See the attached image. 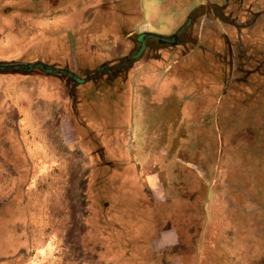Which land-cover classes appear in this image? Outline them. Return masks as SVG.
Wrapping results in <instances>:
<instances>
[{"label": "rangeland", "instance_id": "obj_1", "mask_svg": "<svg viewBox=\"0 0 264 264\" xmlns=\"http://www.w3.org/2000/svg\"><path fill=\"white\" fill-rule=\"evenodd\" d=\"M63 1L54 0V8L48 17L36 19L37 21H32V24L47 21L52 25H58L62 20V13L58 12V9L73 8L78 4V1H73L72 4H63ZM211 1L220 3V0ZM243 1L244 7H237L233 12L222 15L225 21L238 24L237 31L243 34L242 50H239L237 55L244 57V70L264 71V12L252 14L250 11L251 6L254 12L264 9V0ZM184 3L185 0H116V4L111 8L113 22L105 24L104 29L98 31V25L89 22L94 19L91 15L87 24L72 32L79 39L84 30H90L92 34L88 48L91 50L86 52L85 58L83 59L82 54H78L79 57L74 55L76 62L79 59L77 64L81 79L76 86L75 97L81 98L79 105L86 114H89V121H97L107 126L105 133L109 135L107 134L105 140L85 139L83 136L76 140L69 123L51 121L49 120L51 116H43L42 121H31L29 116L33 113L32 106L29 105L28 109V105L17 103L16 101L20 99L17 97L14 99L17 103L15 106L20 109L15 110L11 105L5 115L7 106H3L6 99L3 89L6 83L0 80V118L7 116L11 119L1 121L0 125V133L10 136V139L0 138V148L7 151L0 153V165L8 162L7 155L21 156L24 150L30 157L31 164L30 172L25 176L27 177L25 187L30 203L27 247L23 252L0 261V264H115L112 261L115 255L111 252L112 248L116 242L128 238L124 237V233L131 235L140 228L138 210L144 209L143 201L150 204L153 201H160L166 204L176 198L183 203L182 214L189 217L191 225L196 226L195 228L202 223L200 229H217L224 234L229 233L227 240L218 239L219 247L214 254L211 253L212 249L207 246L206 250V246L201 243L205 237L204 233L202 236L198 235L196 264H264V122L256 121L257 117L264 116V106L249 101L246 103V109H235L232 121H229L231 141L225 140L224 136L222 145L213 135L214 131L210 128L212 121L208 119L201 122L195 119L187 121L190 123L189 126L186 125L184 132V138L187 139L184 146L177 132L186 122L182 119L186 109L183 101L194 106L201 100L202 95L207 93L213 95L214 91H217L218 82L211 74L219 69L217 68L219 56L216 59L215 55L225 52L223 50L225 41L218 39L229 35L231 25L217 23V33L221 36L209 41L207 40L213 34L208 29L201 30V44L181 60L174 61L182 53L179 50L182 47L178 46L176 56L169 61L170 69L174 73H169L159 82L158 76L153 73L154 83L146 88L144 86L141 89L137 84L140 81L146 83L142 75L161 65L163 60L158 59L160 54L167 53V46L155 47L160 54L151 61L152 51L155 50L152 47L154 41H148L140 59L129 65L119 66L124 58L136 53L137 50L136 45L131 47L126 44L122 37L123 31L134 30V34L145 31L153 34L155 38L156 36L171 38L170 36L184 25L188 17ZM131 9L133 12L129 15L128 10ZM196 18L203 19L200 15ZM242 25L247 26V30H238ZM32 33L30 30L29 36ZM179 35L180 30L175 36L178 38ZM6 40L5 35L1 37L0 46L3 48L8 46L9 51L24 47L22 44L10 47ZM46 42L51 43L54 40L50 37L32 40L26 46L24 56L17 57L13 62H41L60 69L65 64L63 60L56 62L49 59L47 63L36 60V54L33 53L41 52L46 59L48 56L53 59L56 57L55 54L59 51L56 43L48 46L44 45ZM205 50H209L210 53H205ZM62 51L64 53L63 49ZM237 63L239 61L235 62ZM100 66L102 67L97 72ZM224 71L226 74V68ZM11 74L14 75L13 78H16L17 74L23 75L25 87L33 92L38 87H47L46 80L35 78L38 80L36 81L33 75L49 77L51 81L58 80L54 83L64 86L66 81L62 74L46 73L40 69L26 73L18 70L0 72V75ZM85 79L88 80L84 81ZM123 81L127 84L124 85ZM183 85L189 89L188 92H191L193 97L184 93ZM204 86L210 91L205 90ZM25 87L11 85L7 90L14 94L16 89ZM74 91L72 94H75ZM7 97L10 101V97L8 95ZM62 113L60 107V113L56 112L53 116L60 119ZM18 117L19 121H16ZM72 117L74 118L73 114ZM121 120L127 122L126 127L130 133L125 142L112 140L116 133L108 131L110 126ZM145 121L151 135L155 130H159L161 135L164 134L159 141L156 139L158 134L151 140L145 142L140 140L139 125ZM79 123L80 121H75V125ZM199 123L202 124L201 130L197 126ZM18 134L19 142L16 140ZM65 134L69 136L70 141H64V137H67ZM249 138L255 141H249ZM231 144L233 147L229 148ZM119 145L124 146V150L132 152L130 158H115V153H112L117 151ZM229 150L233 152L230 160L227 156ZM194 152H202L205 155L204 160L207 162L205 166L200 165ZM156 154L166 157L158 161L153 157ZM211 155L213 158L210 160ZM179 157L186 162L192 161L190 167L193 169L201 167L198 169L202 175L201 181L199 180L202 188L196 187L193 181L185 183L177 177L179 175L182 177L185 172L189 173L187 169L178 167L181 165ZM119 162L132 165L131 171L126 173L128 177L122 168L129 165ZM169 163L174 165L172 170L174 175L177 174L176 177L170 178V175L160 171L159 175L154 176L159 191L156 196L144 190L140 169L150 167L161 170L165 167L167 170ZM231 168L235 171L232 172ZM16 185L17 176H14L13 172L0 170V196L2 187L5 189ZM182 185L187 186V189L182 188ZM95 204L98 205V209L100 205L99 215L98 210L93 207ZM170 213L177 214L179 211ZM92 214H95V217ZM194 215L196 218L192 219ZM244 240L247 241L246 247L243 246ZM127 251L128 249L121 254L124 260L118 264H142V261H138L137 254L131 249L130 254H127Z\"/></svg>", "mask_w": 264, "mask_h": 264}, {"label": "flooded vegetation", "instance_id": "obj_2", "mask_svg": "<svg viewBox=\"0 0 264 264\" xmlns=\"http://www.w3.org/2000/svg\"><path fill=\"white\" fill-rule=\"evenodd\" d=\"M75 1L77 0H74V2ZM87 2L91 3L92 5L90 7L84 8L83 11H80L81 14H76L77 17L79 18L81 17L80 20H85L84 21L85 24L88 23L87 21L90 19L91 15H93L94 19H92V21H89V22H92V24L94 25L97 24L99 27L98 31L104 29L105 24L113 22V20L111 19V13L113 9L111 8L114 4H116V0H87ZM244 4L245 2L243 0H220V3H215L214 1H211V0H185L184 10L186 11L187 13L186 15L188 17L184 25H182V27L179 29L180 35L178 36L177 40L172 44L161 43L157 38L151 36L153 34L145 32V31L138 32V33L135 32V34H134V30H130L128 32L123 31L122 37L124 41L126 42V44L131 47L136 45L137 50H136V53L124 58L119 65L120 67H122L123 64L129 65L137 61L138 59H140V57L143 55L147 47L148 41H154V45H152L153 48L159 45L168 47V51L166 54H160L159 51L157 50L158 47L152 51L151 61L153 59L155 60V57L157 54H160V57L158 60H163V61H161V65L158 66L156 69L154 68L152 69V71H147L142 75L143 80H146L147 82L144 83L143 81H140L138 82L137 87H140L141 89H143L144 86L146 88V86H151L154 83V80H153L154 74L158 76V79H159L158 82H159L162 79H164L169 73L172 72L170 69L171 65L169 64V61L172 57L176 56L175 52H177L176 49L178 46L182 47L181 49H179L182 53L180 54V56H177L178 58L174 59V61L181 60L183 57L187 56L192 51H194L196 46H199L201 44V35H202L201 30L208 29L210 33L213 34L207 40L209 41L213 38L217 39L221 36V35L219 36V33H217V30H218L217 23H224L226 25H231L229 26L231 32L228 33L229 34L227 36L228 38L225 36L224 37L221 36V38L218 39V40L225 41L223 44L224 46L223 50L225 51L224 52L225 54L219 53V55H215L216 59H218V56H219V64L217 65V68L219 67V69L216 70L214 74L212 72L211 76L212 77L214 76L215 81L218 82L216 85L218 87L217 91H214L213 95H208L211 93L202 95L201 100L195 103L194 106L191 104H188L186 101H183V104L184 106H186V109L183 112L185 117L183 116L182 119L183 121H186V122L184 123L183 127H181L177 131L180 134V137H179L180 141H183L182 146L186 145V140H187L184 138V132L186 129V125L189 126V123L193 121L194 119L195 121H199V122L207 121V119L208 121H212L210 128L214 131L213 135L216 137L217 140H219V142L222 145L224 136H225V140L231 141V133L229 132V129H230L229 121H232L233 114L235 113V109H239V110L246 109V105L248 104L247 102L249 101L252 104H254L253 102H255V103H258V105L264 106V81H263L264 71L262 69H258L255 71L244 70L245 68L244 57L240 56L242 58L241 59L239 55H237L239 50H242V46H243L242 35L243 34L241 33V31L239 32L237 31L236 27L238 24L234 25V24L229 23L228 21H225L224 19L225 17L222 15V14L230 13L231 11L233 12V10L237 7L238 8L240 6L244 7ZM49 8H51V6H48V7L42 6L43 10H48ZM246 8L248 7L246 6ZM250 9H251L250 11L252 12V14L264 12L263 8L259 9V11H256V12L252 11L253 10L252 6ZM128 11H130L129 15H131V13L133 12L132 9ZM198 15H200V17H202L203 19L199 20L198 18H196V16ZM79 18L78 19L76 18L77 22ZM246 27L247 26L242 25V27H238V30H244V29L247 30ZM85 28L88 29L87 26ZM179 30L173 35H171L170 37L175 36V34L179 32ZM124 32H126V34H124ZM82 33L83 34L80 36V39L77 38V35H73L71 31L61 33L58 37L59 40L57 42L60 44H63L67 52V53H64L65 64L61 66L60 69H63V70L66 69L68 70L69 73L67 75L62 74L66 78L65 86L62 84H59L57 85V88L61 89V92H62L61 95L65 96L66 99L68 98L71 101L70 104H73L72 108H73L74 119L82 123V125H79L78 128L79 129L82 128L87 132V134H85L83 138L91 139L93 137L98 136L97 140H100V139L105 140L107 136L109 135V133H105L107 126H104L103 123H100V122L98 123L97 121H93V122L89 121V114H86L84 109L79 105V101L81 98H79L78 96L75 97L77 94L76 86L78 83H80V80H79L80 76L78 74L80 69H79V64H77L79 59L76 62V60L74 59V55L79 57V55L82 54L83 59H84L86 52L91 50V49H88L89 44L91 42V37H92L91 31L84 30V32ZM32 37L33 35L31 34L29 36V39H31ZM54 40L56 39L54 38ZM238 46H241V47L238 48ZM138 51H141L142 53ZM204 52L210 53L209 50H205ZM135 54H137L136 58L134 56ZM224 56L226 58V64H224V61H225ZM231 58H232L233 64H231ZM216 59L215 61L218 63V60ZM236 61H239V63L235 64ZM0 62H10V61H0ZM224 68H226V74H225ZM252 79L254 81H252ZM122 83L124 85L127 84V82L125 81H123ZM183 87H184L183 89L184 93L188 94L189 96H192L191 92H188L189 89L185 87V85H183ZM200 88L201 87H199V89ZM203 88L205 90L206 89L208 90L207 86L206 87L204 86ZM199 89H197L198 93H199ZM73 91L75 92V94H72ZM139 96L140 95L138 94L137 95L138 100H139ZM194 97H196L195 94H194ZM211 97L213 98V100H211L212 99ZM63 100H64V97L60 98L58 102L60 101L63 102ZM61 102L57 103V106L55 108L50 109V112H48V114L46 115V117L51 116L49 117V120L51 119V121H58V118H56L53 115H55L56 112L60 113ZM210 102H213V103L210 104ZM125 103H127V101ZM4 105L7 106V108H5L7 109L5 110V115H7L10 106L8 107V105H6L5 103ZM259 117L256 118V121L264 122V116L261 115V117L260 118ZM3 118L5 121H8L10 119L7 116ZM187 121H190V122H187ZM236 121H241V120H236ZM180 125L181 124L179 123V126ZM197 126H199L198 129L201 130L202 124L199 123V125ZM139 127L141 128L140 129L141 133L139 135L140 140L145 139V138H148V140H151L153 136L154 138H156V134H158L159 136H157L156 139H158L159 141L161 137L164 135V134L161 135L159 133V130L157 131L155 130V132L151 135L148 132V129H147L148 127L145 126V124H141V126L139 125ZM144 127L146 128V131L144 130ZM109 128L110 129H108V131H110L111 133L114 132V134L116 133L112 137V140H115V141L119 140L120 142H125L126 140H128L129 138L128 136L130 135V133H129V129H127L126 124L123 122V120H121L120 122H116L114 126H110ZM193 130L196 131L197 129L196 130L193 129ZM88 133L91 135H89ZM108 140H111V139H108ZM249 141L253 142L255 141V139L249 138ZM230 147L232 148L233 145L232 144L229 145V148ZM119 150L120 149H118V151ZM218 151H220V149ZM115 152L116 151H113L112 154H114ZM231 153L233 152L230 150L227 152V156L229 160L231 159L230 157L233 156V154ZM160 155L162 156V158L166 157L165 155H162V154ZM194 156L195 157L197 156L196 158H197V161L200 163V165H203V166L206 165L207 162L206 160H204L205 155L202 152L200 153L194 152ZM212 158H213V155L209 157L210 160ZM179 162L181 165H178V167L184 170L187 169L189 173L185 172L182 174V177H180V175L177 177L183 180L185 183H187L188 181L189 182L193 181L196 187L199 186V188L200 187L202 188L203 185L200 184L199 182V180L201 181L202 179V175L199 171L201 167L199 166L193 169L192 167H190L191 163L193 164L192 161L186 162L185 160L180 159V157H179ZM172 166L174 165H171V168H167V169L168 170L170 169L171 175L174 178L176 177L177 174L174 175ZM215 168L217 171L218 165H216ZM231 169H232V172L235 171L234 168H231ZM161 170L164 171L166 170V168L163 167ZM223 170L225 171L224 167L222 168V171ZM181 187L187 189V186L182 185ZM164 205L166 208L165 210H167L168 212L166 216V221L170 225H173L175 227L178 226L180 228L178 244H176L175 246H170L168 249H166L165 251L161 253H153L149 251L148 253H146V256L144 257L145 259H143L142 264H196V259H197L196 253L198 250L197 246L199 243V240H198L199 236H202V234L204 233L205 237L203 240H201L202 241L201 243L202 245L206 246V247L204 246L206 250H208V247L212 249L211 251L212 254H214L215 251H217L219 247L218 246L219 238H225L226 240L229 238L228 232H225L224 234L223 231H220L217 229H212V230H209L207 228L200 229L202 227L201 226L202 223L200 224V226H197V228H195L196 226L191 225V220L189 221V217H185V215L182 214L181 212L183 203H180L179 198L178 199L176 198L172 202L166 203ZM171 211L172 212L179 211V213L177 214L170 213ZM193 218H196V215H194L192 219ZM198 232L200 233L197 234ZM243 243L245 244V245L243 244V246L246 247L247 241L244 240ZM162 259H165V260L163 261Z\"/></svg>", "mask_w": 264, "mask_h": 264}, {"label": "crops", "instance_id": "obj_3", "mask_svg": "<svg viewBox=\"0 0 264 264\" xmlns=\"http://www.w3.org/2000/svg\"><path fill=\"white\" fill-rule=\"evenodd\" d=\"M62 1V0H58ZM74 0H64L63 4H72ZM78 4L73 8H66V9H58L60 13H62V20L58 25H52V23L46 21V23H39L36 24L32 21H37L36 19H41L43 17H48L50 11H52L54 0H0V38L5 35L7 45L10 44L11 46L23 45L24 47H18L11 51L7 48H3L0 46V54L1 51H6V53L0 55V61H13L17 57H21L24 52L27 50V47L32 40L40 37H50L56 43L55 46L59 49V51L55 54L56 57L46 59V56L43 57L41 52L33 53L36 54V60L44 61L47 63L49 59L55 60L59 62L60 60L64 61V53L66 52V48L63 44L58 43V37L61 33H65L68 31H72L81 28L85 25V20H80L76 14H81L80 11H83L84 8L90 7L92 4L87 2V0H77ZM42 6L48 7L51 6L48 10H43ZM75 16V17H74ZM76 18L78 20H76ZM76 21V22H75ZM32 30L33 37L29 39V31ZM28 36V37H26ZM12 40H11V39ZM77 38H79L77 36ZM10 40V41H8ZM47 40V39H46ZM54 42H46L44 45H52L55 44ZM5 45V44H2ZM63 47V48H62ZM64 50V53L62 51ZM24 56V55H23ZM19 57V58H20ZM55 65V64H54ZM14 75H0L1 82L6 83L3 89V95L6 96L4 103L6 105L11 106L16 110L15 104L18 102L22 105L26 104L32 106L33 113L29 116L31 121H42V117L46 116L50 109L55 108L60 98L64 97L63 102H61V108L63 113L61 114L60 119L58 121H66L70 124V129L74 134L76 140H79L80 137L87 134L84 129H79L78 126L82 125L79 123L75 125V119L72 117L73 114V104H70L71 101L65 96H62L61 89L57 88L59 85L58 80L51 81L49 77L41 76V75H33V78L38 80H46L47 87H38V90L33 92L26 88L24 85V76L17 74L16 78H13ZM35 79V80H36ZM36 80V81H38ZM57 81L56 83H54ZM11 85H19L24 86L25 88H21L19 90H15V93L12 94L7 89ZM12 94V95H11ZM10 97V101L7 97ZM15 97L20 98L17 103H15ZM28 100V101H27ZM130 105V103H129ZM128 105V106H129ZM24 107V106H23ZM1 121H5L4 118H0V125ZM16 121H19V117ZM132 122V121H131ZM66 123V125H67ZM127 124V122L125 123ZM141 124H143L141 122ZM146 124V121L144 122ZM68 126V125H67ZM147 126V124L145 125ZM66 127V126H65ZM146 131V128L144 127ZM140 131V130H139ZM89 134V133H88ZM136 134V133H135ZM67 136V134H65ZM91 135V134H89ZM18 138L16 139L18 142L20 141L19 134L17 135ZM72 136V135H71ZM137 135H135L136 137ZM0 138L10 139L8 134L4 135L0 133ZM15 138V136H14ZM92 140H97L96 137L91 138ZM144 142L148 140V138L142 139ZM1 141V140H0ZM64 141L68 142L69 136L64 137ZM1 146V145H0ZM118 148L120 150L118 151ZM117 153L115 152V158L121 159H128L131 156V151L124 150V146L118 147ZM0 148V153H5ZM86 152V151H85ZM138 152V151H137ZM22 155L18 156L15 154H9L6 156L7 163L0 165L1 171H5L7 173L13 172L14 176H17V185L15 187L8 186L7 188L3 189L0 196V260L2 258L7 257L10 254H17L23 252V250L27 247V232L29 226V209L30 206L29 199L27 197L26 192V175L27 172H30V157L27 155L26 151H22ZM93 156V155H92ZM102 156V154H101ZM158 161L162 159L161 155H153ZM120 164H125L124 162H119ZM171 168V164L169 163V167ZM123 172L126 173L131 171L130 166L123 167ZM41 172V170L39 169ZM160 169H140L141 172V184L150 192V194L155 195L159 192L157 190V185L154 179V176L159 175ZM164 173L170 175V178H173L171 175L170 169L164 170ZM128 177V175H127ZM22 184V185H21ZM144 209H140L139 217L140 220V228L129 235L131 237V247L133 253L137 254L139 258L138 261H142L145 259L146 253L149 251L153 253H161L168 249L170 246H175L178 244V237H179V230L180 228L177 226L170 225L166 221L167 210H165V205L162 202H152V204L148 203V201H143ZM164 202V201H163ZM182 203V202H180ZM154 208H156L157 212L160 214L158 215L157 212H154ZM100 213H98L99 215ZM102 230H104L102 228ZM106 235V234H105ZM124 236H128L126 233L123 234ZM117 246V245H115ZM122 248V247H121ZM123 252V251H122Z\"/></svg>", "mask_w": 264, "mask_h": 264}, {"label": "water", "instance_id": "obj_4", "mask_svg": "<svg viewBox=\"0 0 264 264\" xmlns=\"http://www.w3.org/2000/svg\"><path fill=\"white\" fill-rule=\"evenodd\" d=\"M153 36V35H151ZM156 38L161 43H173L177 40V36H173L171 38L166 37H160L156 36ZM102 66H100L97 69V72L101 69ZM34 69H40L46 73H56V74H65L67 75L69 72L68 70L58 69L51 66H48L46 64H43L41 62H33V63H17V62H0V72L1 71H10V70H18L21 72H29ZM81 82V79H79ZM88 79H85L84 81H87Z\"/></svg>", "mask_w": 264, "mask_h": 264}, {"label": "trees", "instance_id": "obj_5", "mask_svg": "<svg viewBox=\"0 0 264 264\" xmlns=\"http://www.w3.org/2000/svg\"><path fill=\"white\" fill-rule=\"evenodd\" d=\"M97 154H99L100 156H101V154L100 153H97ZM97 154H95V155H97ZM94 156V155H93ZM104 163L106 162V161H103ZM124 165H129V164H124ZM131 165V164H130ZM129 165V166H130ZM97 166H99V165H97ZM132 166V165H131ZM134 167V166H133ZM97 204H95V205H93V207H95V209H97L98 210V213H100V205H99V209L97 208L98 207V205L96 206ZM155 210H154V212H157V210H156V208H154ZM158 213V212H157ZM158 215H160L159 213H158ZM92 216L93 217H95V214H92ZM124 237H128V238H125L123 241H119V243L118 242H116L115 243V245H117V246H115L114 245V243H113V245H114V247L112 248V251L111 252H113L115 255H114V260H112V261H114V263L115 264H118L119 262L120 263H122L123 262V260H124V257L123 256H121V254L126 250V249H128V251H127V254H130V249L132 250V247H131V237L128 235V236H124ZM121 238H123V237H121ZM120 238V239H121ZM117 240H119V239H117ZM126 246H127V248H126ZM122 247V248H121ZM123 251V252H122ZM13 255H15V254H10V255H7V257H5V258H2L0 261H3V260H5V259H8L9 257H11V256H13ZM120 258V259H119Z\"/></svg>", "mask_w": 264, "mask_h": 264}]
</instances>
